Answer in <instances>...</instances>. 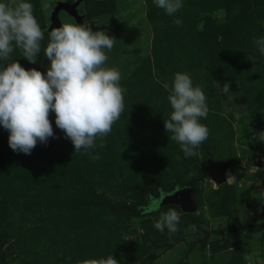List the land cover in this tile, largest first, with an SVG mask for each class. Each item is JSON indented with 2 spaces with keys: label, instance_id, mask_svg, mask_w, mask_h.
Segmentation results:
<instances>
[{
  "label": "rangeland",
  "instance_id": "374dc122",
  "mask_svg": "<svg viewBox=\"0 0 264 264\" xmlns=\"http://www.w3.org/2000/svg\"><path fill=\"white\" fill-rule=\"evenodd\" d=\"M55 1L76 2L83 24L116 38L105 66L122 73L125 110L106 147L92 150L95 161L74 152L54 112L55 137L30 155L14 152L0 126V264H87L109 255L120 264H264V142L253 138L264 130V56L253 42L264 36V0H183L175 16L153 0H30L44 44L51 27L76 23ZM12 58L42 73L50 64L43 51L35 64L19 49ZM176 72L207 97L200 122L209 136L196 157L186 158L164 129L172 112L165 85ZM215 80L229 83L234 104ZM207 148L216 160L231 159L221 184L195 165ZM185 184L195 209L181 212L169 238L154 222L180 210L158 193Z\"/></svg>",
  "mask_w": 264,
  "mask_h": 264
},
{
  "label": "clouds",
  "instance_id": "9594fccd",
  "mask_svg": "<svg viewBox=\"0 0 264 264\" xmlns=\"http://www.w3.org/2000/svg\"><path fill=\"white\" fill-rule=\"evenodd\" d=\"M153 3L168 16H175L184 7L183 0ZM173 23L180 26L182 20L176 18ZM45 31L30 0H0V126L8 131V144L14 152L30 155L37 143L47 144L55 137L49 120L50 112H54L55 124L71 140L74 152L83 150L92 160H99L92 150L106 147L105 138L125 110L127 90L120 84L122 73L105 66L109 59L105 50L113 49L116 38L83 23H64L47 30L44 44ZM253 42L264 56V36ZM15 49L33 64L43 51L50 62L46 73L25 69L12 58ZM165 87L172 112L163 120L164 129L186 158L196 157L197 149L209 136V129L200 122L209 113L205 92L202 86H194L186 72H176L171 85ZM215 87L235 103L228 82L221 85L215 80ZM235 116L240 119L239 108ZM253 138L264 142V130L255 132ZM181 214L176 208H168L160 213L154 228L167 231L171 238L179 231ZM87 264L120 262L109 255Z\"/></svg>",
  "mask_w": 264,
  "mask_h": 264
},
{
  "label": "water",
  "instance_id": "95a60500",
  "mask_svg": "<svg viewBox=\"0 0 264 264\" xmlns=\"http://www.w3.org/2000/svg\"><path fill=\"white\" fill-rule=\"evenodd\" d=\"M76 2L67 3L55 1L53 4L54 9L63 8L68 14H70L76 23H82L81 16L75 10ZM51 23L54 26H58L59 22L56 18V13L53 11L51 13ZM94 30V28H92ZM231 159L226 161L216 160L211 157L209 153V148L206 149L205 155L203 158L198 159L195 162L196 167L199 172L208 176L215 184H221L226 181V169L230 164ZM264 190V187H263ZM192 190L188 184L183 186H174L170 189L169 192H160L158 193L157 200L161 204H170L179 208L182 213H191L195 209L194 200L191 196Z\"/></svg>",
  "mask_w": 264,
  "mask_h": 264
},
{
  "label": "trees",
  "instance_id": "16d2710c",
  "mask_svg": "<svg viewBox=\"0 0 264 264\" xmlns=\"http://www.w3.org/2000/svg\"><path fill=\"white\" fill-rule=\"evenodd\" d=\"M183 214H188V213H183Z\"/></svg>",
  "mask_w": 264,
  "mask_h": 264
}]
</instances>
